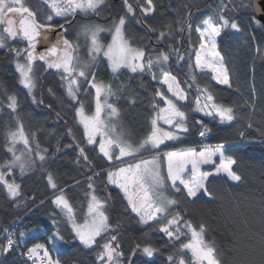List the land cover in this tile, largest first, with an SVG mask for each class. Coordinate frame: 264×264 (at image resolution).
Returning a JSON list of instances; mask_svg holds the SVG:
<instances>
[{
    "label": "snow or ice",
    "instance_id": "6c2138e0",
    "mask_svg": "<svg viewBox=\"0 0 264 264\" xmlns=\"http://www.w3.org/2000/svg\"><path fill=\"white\" fill-rule=\"evenodd\" d=\"M108 6V0H39L38 9H34L27 0H0V49H6L12 56L19 83L27 89L33 104H44L35 93L37 61L43 62L46 70H55L59 74L64 94L74 109V118L83 128L86 141V145L81 146L73 137L74 143L64 147L75 146L76 162L83 161V166L92 173L87 176V205L80 220L66 190L58 185L51 171L44 169L45 163L56 156L48 148L41 147L38 134L42 129L30 134L25 131L19 99L5 90L0 94V112L9 110L15 128L9 125L6 131V158L0 161V186L17 206L26 204L21 184L15 178L17 173L23 177L37 167L44 169L47 184L53 191L50 203L63 217L71 235L66 239L57 227L48 243L54 248L57 241L78 243L95 254L93 264H157L161 256H164L161 264H226L215 243L206 238L207 224L193 223L187 212L181 211V199L186 205L196 204L204 198L216 200L209 187L210 178H224L239 186L244 177L237 171V159L229 154L226 141L205 144L199 151L193 147L163 151L161 146L167 141L181 140L190 133L189 112L211 117L221 125L234 126L238 119L236 106L218 102L210 90V81L234 88L225 57L218 50V38L229 30L246 32L233 15L243 9L248 12V24L253 29L247 34L255 41V29L264 31V0H217L215 6H207L212 12L202 18L192 11L195 5H185L186 10L176 20L178 29L175 30L188 33L189 51L169 43L174 31L171 24L167 25V31L152 25L151 20L158 11L155 0H122L123 14L112 18L110 26L83 23L75 39L66 35L69 32L67 25H71L78 15L99 17ZM195 7L199 11V7ZM41 15L43 19H40ZM132 20L145 29V35L154 34L155 44L142 46L127 35ZM193 31L197 34L198 47L191 45ZM103 33H107L110 40ZM41 44L46 45L45 50L37 51ZM254 52V58L264 59V49L260 46L257 45ZM105 61L113 80L124 72L134 74L130 79L149 74L158 84L166 86V91L157 88L153 94L150 128L142 138L133 139L125 128L122 108L117 103L124 94L128 104L134 106L136 95H127L126 82L114 85L111 80L100 79L99 66ZM173 62L178 66L181 62L187 65L188 79L181 82L172 73ZM197 73L201 79L210 74V79L200 84ZM193 87L195 95L190 97L189 89ZM48 92L56 95L51 88ZM87 96L94 97V110L86 107L84 98ZM255 96L253 86L251 98L243 100L240 107L250 109L246 114V127L255 129L264 138V127L253 123L257 110ZM56 115L59 119L60 113ZM194 124L199 126L201 143L208 140L212 128L203 119H194ZM67 134L72 136V130L68 129ZM239 136L241 141L255 139L246 136L245 131H240ZM87 145L93 146L90 151H96L98 147V155L107 162V167L93 162L86 151ZM60 150L61 146L57 144L56 152ZM202 165L213 167L202 170ZM97 178L105 181V188L112 185L123 193L124 210L129 217L167 238L166 243L171 246L167 254L150 242H137L125 250L121 222L113 223L108 212L111 196L101 198L95 183ZM32 202L35 203L34 197ZM59 223L53 220V224ZM2 232L5 235L0 239V264H8L9 255L15 252L25 257V264L29 261L31 264H61L59 257L53 258L45 243H35L25 251L21 248L27 243L24 232L17 236L8 227ZM259 240L261 264H264V220L261 221Z\"/></svg>",
    "mask_w": 264,
    "mask_h": 264
},
{
    "label": "trees",
    "instance_id": "16d2710c",
    "mask_svg": "<svg viewBox=\"0 0 264 264\" xmlns=\"http://www.w3.org/2000/svg\"><path fill=\"white\" fill-rule=\"evenodd\" d=\"M27 2L34 9H38L39 0H27ZM216 2L217 0H155L158 11L151 23L154 27L163 28L166 31L168 30L167 25L171 24L174 31L169 43L180 47L182 51H189L191 49L188 33L175 30L178 29L176 20L185 12V5L198 6L199 11L195 6L192 11L196 17L202 18L212 12V9L207 6H215ZM108 4V8L99 17L86 18L78 15L72 21L67 35L75 39L81 24L90 22L109 25L112 18L123 14L122 0H108ZM233 15L236 16L246 32L241 34L229 30L227 34L218 38V50L225 57L234 88L229 89L216 85L215 81H210V90L213 91L218 102L236 106L237 121L234 122V126L221 125L211 117H203L200 113L189 112L190 133L178 140L177 143H169L161 149L171 151L193 147L196 150H201L205 144L227 142L228 152L237 159V171L243 175L244 182L236 186L224 178H210L212 182L209 187L217 199L213 201L204 198L196 204L187 205L181 199V211H186L193 223L207 224L206 238L215 243L226 264H261L262 245L259 233L261 221L264 220V143H261V140L264 138L260 137L255 129L246 127L248 122L246 114L250 112V109L240 107V105L243 100L251 98L254 86L257 110L253 117V123L258 127H264V59L254 58L256 57L254 48L257 45L264 49V31L255 29L256 38L253 41L251 35L247 34L253 30L248 24V12L240 9ZM40 19H43L42 15ZM127 35L142 46L150 43L155 44L154 34L145 35V29L135 20L130 21ZM82 42L81 44H83ZM191 45L198 47L197 34L194 31L191 36ZM171 71L181 82L188 79L189 69L183 62L180 66L173 62ZM36 72L38 80L35 93L38 99L44 100V104L41 105L32 103L26 89L19 83V74L15 69L12 56L6 49H0V94L6 90L8 93L17 95L20 103L19 112L26 132L30 134L36 129H42L38 134L41 147L48 148L56 156L54 160L49 159L45 163L44 169L51 171L58 185L66 190L70 202L77 209L78 219L82 220L87 205V176L92 173L83 166V161L79 164L76 162L78 152L75 146L65 148L64 145L73 144V137H75V142L85 146L83 128L74 118V109L64 94L59 74L55 70H46L43 63H37ZM133 75L124 72L118 79L113 80L112 74L106 68V61L99 66L100 79L111 80L114 85L126 82L129 89L127 95H136L137 102L134 106L128 104L124 94L117 103L122 108L125 128L131 133L133 139H137L146 135L150 128L152 114L150 101L153 94L157 88L165 91L166 89L154 81L149 74L135 75L134 79H130V76ZM197 79L200 84H204L210 79V74L201 79L200 74L197 73ZM189 83H191L190 80ZM182 86L187 87L183 83ZM49 88L56 93L55 96L48 92ZM235 89H239V91ZM189 92L190 97H194V87L189 89ZM84 102L86 107L94 110L93 96L85 97ZM47 105H51V107L49 108ZM57 112L60 113L59 119L56 115ZM193 118L203 119L212 128L209 139L203 143L198 135L199 126L194 124ZM9 125L14 129L15 121L9 110L4 109L3 112H0V161L6 158L5 135ZM68 129L72 130V136L67 134ZM240 131H245L246 136L255 139L241 141ZM57 144L61 146L59 152H56ZM92 147L91 145L86 146L90 158L95 164L107 167V162L98 155V147L96 151H90ZM44 169L37 167L23 177L17 173L15 178L21 184L26 204L21 203L17 206V202L12 201L0 186V239H3L5 235L2 229L8 227L17 236L20 232L25 233L27 243L21 245L25 251L26 247L35 243H45L53 258L59 257L61 264H93L95 254L84 249L78 243L75 245L68 243L66 246L63 243L61 248L58 247L60 251H56L53 244L48 243L49 237L54 234L57 227L66 239H70L71 235L70 228L64 222L63 217L50 203L53 191L47 184ZM77 181L79 184L76 183ZM95 183L101 198L111 196L108 212L113 223L121 222V237L125 250L137 242H150L160 247L165 254L170 251L171 246L166 243L167 238L163 237L162 233L152 231L147 226H141L136 222V219L129 217L124 210L126 201L123 198V193L118 188L112 185L105 188V181L99 178L95 180ZM33 197L35 203L32 202ZM41 200H44L45 203L41 204ZM53 220L60 223L53 224ZM163 260L164 256H161L157 260V264H161ZM8 264H25V257L21 256L19 252L12 253L8 257ZM27 264H31V262L29 261Z\"/></svg>",
    "mask_w": 264,
    "mask_h": 264
},
{
    "label": "rangeland",
    "instance_id": "374dc122",
    "mask_svg": "<svg viewBox=\"0 0 264 264\" xmlns=\"http://www.w3.org/2000/svg\"><path fill=\"white\" fill-rule=\"evenodd\" d=\"M98 24H101V25H103V26H105V27H108V26H110V25H108V24H102V23H98ZM103 36H106V37H109L110 38V36H108V34L107 33H103L102 34ZM110 40V39H109ZM81 41H83V39L81 38ZM83 43V42H82ZM83 45V44H82ZM82 48H83V46H82ZM81 48V51L83 52L84 51V48L82 49ZM37 63H43V62H41V61H37ZM221 86H224V85H221ZM165 87V89H166V86H164ZM225 87H227V86H225ZM26 91H27V89H26ZM162 127H165V128H167V126L166 125H162ZM169 143H177V141H167L166 143H165V145H162L161 146V148L162 147H166L167 146V144H169ZM202 149V148H201ZM197 151H199V150H197ZM213 166L212 165H202V170H208V169H210V168H212ZM62 245H63V242H61V241H57L56 242V245H55V248H58V247H62ZM64 245L66 246V244L64 243ZM54 246V245H53Z\"/></svg>",
    "mask_w": 264,
    "mask_h": 264
},
{
    "label": "water",
    "instance_id": "95a60500",
    "mask_svg": "<svg viewBox=\"0 0 264 264\" xmlns=\"http://www.w3.org/2000/svg\"><path fill=\"white\" fill-rule=\"evenodd\" d=\"M53 38H54V34H53ZM45 47H46V45H43V44L38 45L37 51H44Z\"/></svg>",
    "mask_w": 264,
    "mask_h": 264
},
{
    "label": "flooded vegetation",
    "instance_id": "af4514ba",
    "mask_svg": "<svg viewBox=\"0 0 264 264\" xmlns=\"http://www.w3.org/2000/svg\"><path fill=\"white\" fill-rule=\"evenodd\" d=\"M67 27H70V25H67ZM68 33H66V35H67Z\"/></svg>",
    "mask_w": 264,
    "mask_h": 264
},
{
    "label": "built area",
    "instance_id": "2783aa9c",
    "mask_svg": "<svg viewBox=\"0 0 264 264\" xmlns=\"http://www.w3.org/2000/svg\"><path fill=\"white\" fill-rule=\"evenodd\" d=\"M202 140V138H200Z\"/></svg>",
    "mask_w": 264,
    "mask_h": 264
}]
</instances>
